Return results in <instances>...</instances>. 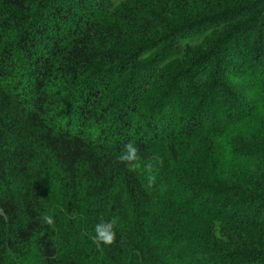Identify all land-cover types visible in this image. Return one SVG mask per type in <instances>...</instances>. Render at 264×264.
<instances>
[{"label":"trees","instance_id":"16d2710c","mask_svg":"<svg viewBox=\"0 0 264 264\" xmlns=\"http://www.w3.org/2000/svg\"><path fill=\"white\" fill-rule=\"evenodd\" d=\"M0 264H264V0H0Z\"/></svg>","mask_w":264,"mask_h":264},{"label":"clouds","instance_id":"9594fccd","mask_svg":"<svg viewBox=\"0 0 264 264\" xmlns=\"http://www.w3.org/2000/svg\"><path fill=\"white\" fill-rule=\"evenodd\" d=\"M126 147L129 149V153L127 156L123 157V159H127V160L135 159L136 149L133 148L131 144H128ZM110 228L111 225L109 226V229ZM109 229L98 228V232H99V239L103 240L105 243L110 244L113 242L115 238V234L114 232H111Z\"/></svg>","mask_w":264,"mask_h":264}]
</instances>
